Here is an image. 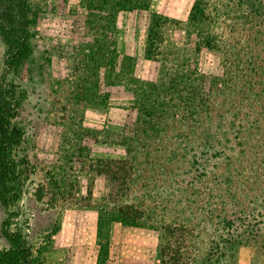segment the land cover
Returning <instances> with one entry per match:
<instances>
[{"label":"rangeland","instance_id":"obj_1","mask_svg":"<svg viewBox=\"0 0 264 264\" xmlns=\"http://www.w3.org/2000/svg\"><path fill=\"white\" fill-rule=\"evenodd\" d=\"M32 1L44 7L47 2ZM204 1L209 13L217 11L221 28L216 46L198 59L210 92L191 106L170 101L179 106L169 109L161 139L143 141L152 152L148 160L139 150L132 162L139 178L128 201L145 210L156 228L119 225L109 248L112 264H264V0ZM69 2L72 9L78 7V0ZM75 21L73 14L42 8L31 27L34 53L18 75L8 69L9 49L0 33V83L7 73L22 98L18 119L26 142L18 158L28 154L35 166L13 208L11 229H21L34 249H49L52 260L63 249L76 248L73 239L91 237L82 227L87 216L73 217L65 205L71 200L51 208L34 195L48 167L57 162V115L75 79ZM113 93L115 108L127 109L121 131L130 135L136 110L124 95ZM123 151L127 158V149L114 155L121 157ZM80 167L69 171L71 181L76 182ZM80 176L72 191L77 197V188L85 195L87 187ZM105 186L104 178L95 182L97 199ZM7 217L0 202V250L10 246L1 232ZM167 226L175 231L169 233Z\"/></svg>","mask_w":264,"mask_h":264},{"label":"trees","instance_id":"obj_2","mask_svg":"<svg viewBox=\"0 0 264 264\" xmlns=\"http://www.w3.org/2000/svg\"><path fill=\"white\" fill-rule=\"evenodd\" d=\"M46 1L45 7L52 12L76 16L78 39L72 46L76 55L72 65L75 79L65 106L57 115L56 122L60 126L57 162L48 167L34 195L51 208L71 200L65 205L95 210L98 214L99 261L105 262L109 258L114 222L129 227L156 228L154 219L147 217L145 210L128 201V193L139 178L134 177L136 168L132 162L138 158L139 150L145 159H150L152 150L143 141L161 139L159 131L164 129L162 125L169 116V109L179 106L171 105L170 101L177 99L191 106L209 94L208 77L201 73L198 59L202 51L216 46L220 38L221 28L215 18L218 13L212 15L206 1L197 0L185 22L154 15L147 37L146 56L157 61L160 70L157 81H147L136 76V59L121 55L117 42L109 38V33L115 30L121 12L148 10L151 0H81L80 6L74 9L70 7V0ZM45 7L35 5L32 0L0 1V33L9 49L8 69L15 75L20 74L32 58L31 27ZM7 80L6 73L0 83V202L8 215L1 232L10 246L0 250V264H46L48 249H34L21 229H11L12 216L16 214L13 208L22 198L25 180L30 178L35 166L28 154L18 158L26 142L18 119L22 98ZM103 86H122L131 94L136 119L130 135L124 130L93 128L85 123L88 108L106 107L110 101V94ZM99 142L124 145L127 158H93L91 147ZM130 142L135 145L130 146ZM79 165L82 175L76 173V182L71 181L69 171H75ZM80 175L86 179L87 187L85 195H80L81 189L77 188V197L72 191L81 182L78 181ZM98 178L105 179L106 192L97 199L93 188ZM69 190L71 194H68ZM166 229L169 233L175 231L171 226Z\"/></svg>","mask_w":264,"mask_h":264},{"label":"crops","instance_id":"obj_3","mask_svg":"<svg viewBox=\"0 0 264 264\" xmlns=\"http://www.w3.org/2000/svg\"><path fill=\"white\" fill-rule=\"evenodd\" d=\"M196 1L197 0H151L148 10L125 11L117 16L116 28L109 33V38L117 42L121 55H130L136 59L135 74L138 78L147 81H157L159 78V63L146 56L147 37L154 15L185 22L189 19ZM80 2L81 0H78V7L80 6ZM109 88L112 92H109L110 101L108 105L102 108H88L85 113V123L87 126L93 128H109L115 131H121L125 125V123H123L125 121L124 119L128 116L125 113L127 109L126 111L125 109L122 111L120 108H115L116 101L113 91L117 90L122 97L124 95V102L127 104L131 103L130 100L132 97L122 86ZM115 109H118V111H115ZM121 149L125 150L126 147L122 144L99 142L91 147V156L95 159H122L124 158L125 151H123L121 157L114 155L117 150ZM98 180H101V178H98L96 181L98 182ZM93 193L95 197L98 196L96 191L93 190ZM68 212L69 211L66 213ZM71 214H73V217L77 215L80 218L82 216H87L88 222L84 220L82 227L85 230L89 229L91 237L89 239H73L72 243L77 247L74 249H63L62 252L58 253L55 260H52L54 253L50 259L49 254L51 252L48 251V249L46 253V264H112L110 257L105 262L99 261L100 246L98 243L97 212L93 209L72 208ZM68 218L67 216L66 220L63 221L61 228L63 226L64 229ZM119 225L127 227L119 222H114L111 225L110 244L114 234L118 231ZM54 251L56 252V249H54Z\"/></svg>","mask_w":264,"mask_h":264}]
</instances>
